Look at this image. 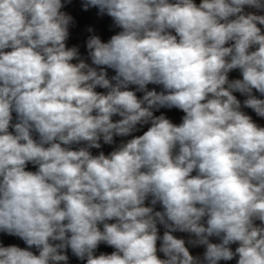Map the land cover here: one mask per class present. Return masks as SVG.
Wrapping results in <instances>:
<instances>
[{"label": "clouds", "instance_id": "obj_1", "mask_svg": "<svg viewBox=\"0 0 264 264\" xmlns=\"http://www.w3.org/2000/svg\"><path fill=\"white\" fill-rule=\"evenodd\" d=\"M67 3L0 0V231L38 250L0 245V264H68L69 248L86 264H264V127L233 95L264 117V15L244 12L264 0H84L121 29L88 37L91 65L66 44ZM102 242L115 251L96 256Z\"/></svg>", "mask_w": 264, "mask_h": 264}, {"label": "rangeland", "instance_id": "obj_2", "mask_svg": "<svg viewBox=\"0 0 264 264\" xmlns=\"http://www.w3.org/2000/svg\"><path fill=\"white\" fill-rule=\"evenodd\" d=\"M174 2V0H173ZM202 2V0H194V3L199 5ZM62 3H64V0H62ZM84 3V0H70V3H67L64 8L61 9V11L66 12L67 14L71 15L74 19V24L69 27V38L66 42L68 47L72 46H78L79 52L81 54V57L85 59L87 63L91 65V59L88 57V50L86 47V41L90 35H97L101 38L102 42H107L112 35L117 34L121 29L117 28L113 24V20L110 16L104 14V15H99V9L98 7H90L87 11H85L82 7V4ZM244 12L245 13H254L257 15H264V11L257 10L253 7L250 6H244ZM258 27L261 28L262 34H264V25H257ZM91 29L92 31H89ZM173 34L174 31H173ZM232 43V42H230ZM227 46V45H226ZM255 50V47L250 49V51ZM76 61H73L75 63ZM94 66V65H93ZM95 67V66H94ZM108 72V76L111 77L115 75V71L112 69H106ZM228 78L229 80H235V79H242V74L239 69L232 70L228 73ZM136 86H130V90H134ZM149 90L155 89L157 92L162 91V86L160 85H154V84H149L148 86ZM97 92L105 93L107 90L102 89V88H97ZM143 93L137 92L138 97H142ZM233 95L236 96V98L241 102V110L249 115L252 120L259 126L264 127V117H259L256 115V113L247 107L243 106V101L247 98L245 95H242L239 92H234ZM253 95H255L259 99H264V95L260 94L257 92L255 89H253ZM161 114H164L168 119H170L174 124L179 125L182 122V117L185 115L181 110L172 108H161L159 111L154 110V115L159 116ZM120 119L119 116H114L113 121L115 122L116 120ZM148 127H150V124H145V125H137V128L139 129L137 132H134L132 135L127 136V137H119V136H114V142L113 144H105L103 140L101 139L99 142L101 144V147L99 149L97 148H92L90 149L92 155H98L101 151L104 152V154L107 156L109 155L112 151L116 150L119 145L123 142L126 143L129 139L133 138L134 136H139L142 135L145 131H147ZM86 143V142H84ZM27 171H35L36 166L32 164H28L26 167ZM196 173L193 172L192 175H195ZM150 200L151 197H149L148 200L145 201V206H150ZM156 211H162V207L159 203L155 205ZM109 223H114L115 221H108ZM256 225L260 224V221H255ZM98 227L103 230V225L100 224ZM158 227V234L159 236H163L165 232V228L163 225H157ZM176 238H181L184 239L186 242V247H188L190 254L193 256H203V253L205 251L204 246H198V247H192L187 243V241L190 238V234L188 233H183V232H174L172 233ZM211 242L213 243H218L219 240L218 238L212 237L210 238ZM0 243L6 245V246H18L22 249H27L32 251L34 254L38 255V250L33 246L29 248V246L19 237L14 236V235H8L7 233L0 231ZM53 243H59V241L53 242ZM162 241L158 240L157 241V255L160 259H165L166 257L162 252L159 251V247L161 245ZM1 245V244H0ZM238 246V244H233L231 245V248L233 251L235 248ZM115 249L106 243H100L98 248L95 250V255L99 256L100 254H111L114 252ZM65 254L68 256V264H86V260L81 261L78 258H76L72 252L71 249H67ZM219 264H236V259H233L231 261H220Z\"/></svg>", "mask_w": 264, "mask_h": 264}, {"label": "trees", "instance_id": "obj_3", "mask_svg": "<svg viewBox=\"0 0 264 264\" xmlns=\"http://www.w3.org/2000/svg\"><path fill=\"white\" fill-rule=\"evenodd\" d=\"M79 1H81V0H79ZM5 51H10V49H7V50H5ZM12 116H13V119H12V121H11V124L12 125H14L15 123H17L18 121H17V114L15 113V112H13L12 113ZM9 131L10 132H13V134H14V129L10 126V128H9ZM33 139H35V140H37L38 141V139H39V136H38V134L37 133H33ZM47 146V145H46ZM64 145H62V147H63ZM84 146H86V143H84V142H81L79 145H72V146H70L71 147V149L72 150H77L79 147H84ZM31 164V163H30ZM37 167V166H36ZM2 246H5V247H7L6 245H4V244H2V243H0Z\"/></svg>", "mask_w": 264, "mask_h": 264}]
</instances>
